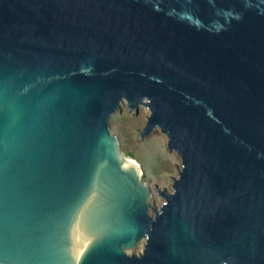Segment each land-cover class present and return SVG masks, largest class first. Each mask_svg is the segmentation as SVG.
<instances>
[{
    "label": "water",
    "instance_id": "1",
    "mask_svg": "<svg viewBox=\"0 0 264 264\" xmlns=\"http://www.w3.org/2000/svg\"><path fill=\"white\" fill-rule=\"evenodd\" d=\"M0 264H264V0H0Z\"/></svg>",
    "mask_w": 264,
    "mask_h": 264
},
{
    "label": "rangeland",
    "instance_id": "2",
    "mask_svg": "<svg viewBox=\"0 0 264 264\" xmlns=\"http://www.w3.org/2000/svg\"><path fill=\"white\" fill-rule=\"evenodd\" d=\"M120 109L111 115L110 120L114 117V121H110V129L118 135L121 151L133 152L134 157H127L140 164L143 171L142 181L150 186L151 202L158 207L163 199L156 193L154 186L171 190L172 179L177 176L180 166L179 158L167 149L166 138L157 128L140 140L139 131L148 115L145 107L139 106L138 114L129 112L125 105H121ZM140 248L138 244L134 251L138 252Z\"/></svg>",
    "mask_w": 264,
    "mask_h": 264
},
{
    "label": "trees",
    "instance_id": "3",
    "mask_svg": "<svg viewBox=\"0 0 264 264\" xmlns=\"http://www.w3.org/2000/svg\"><path fill=\"white\" fill-rule=\"evenodd\" d=\"M110 121L113 122V121H114V117H112ZM125 155H126V156H129V157H134V154H133V152H131V151H125Z\"/></svg>",
    "mask_w": 264,
    "mask_h": 264
},
{
    "label": "bare ground",
    "instance_id": "4",
    "mask_svg": "<svg viewBox=\"0 0 264 264\" xmlns=\"http://www.w3.org/2000/svg\"><path fill=\"white\" fill-rule=\"evenodd\" d=\"M131 161H133V162H136L135 160H133V159H131ZM136 163H138V162H136Z\"/></svg>",
    "mask_w": 264,
    "mask_h": 264
}]
</instances>
